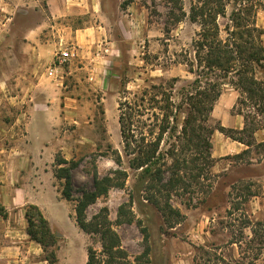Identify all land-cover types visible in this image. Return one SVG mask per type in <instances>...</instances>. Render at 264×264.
I'll use <instances>...</instances> for the list:
<instances>
[{"label": "rangeland", "instance_id": "374dc122", "mask_svg": "<svg viewBox=\"0 0 264 264\" xmlns=\"http://www.w3.org/2000/svg\"><path fill=\"white\" fill-rule=\"evenodd\" d=\"M123 3L0 0V159L6 164L9 150L14 149L18 157L24 148L34 159L32 172L18 179L23 188L21 207L11 209V215L19 214L27 191V199L44 206L48 217L43 214L51 220V229L58 237L56 264H88L89 248L103 258L102 244L99 236L79 229L75 207L84 193L93 191L95 176L109 178L108 193L88 207L86 217L89 221L100 213L107 215L129 262L136 263L149 247V256L141 258L148 264H264V163L252 168L248 159L254 153L253 158L261 161L264 147L254 142L249 156L216 163L203 143V139L211 141V131L220 125L212 112L199 118L195 128L182 133L183 121L190 112L184 98L187 90L197 96L219 82L225 84L222 92L227 93L235 80L216 71L207 75L204 65L197 63L203 30L211 33L217 25L221 41H252L250 30L253 25L257 27L264 0H211L205 7L204 0H133L127 8ZM65 28L90 29L87 32L95 28L114 44L93 46H100L97 51L104 54L96 62L89 60L85 78L69 82L70 93L57 90L47 95L36 84L56 76L49 75V66L40 67L36 60H29L22 41H34L28 38L32 31H39L38 41H54ZM253 34L257 39L259 33ZM260 41L264 45L262 36ZM109 46L116 52H106ZM97 66L100 70L96 73L92 70ZM94 73L102 75L99 86ZM257 77L262 78L261 73ZM174 78L178 82L172 100L175 106H183L177 123L172 122V131L164 136L160 152L168 166L178 158L187 165L175 175L178 182L166 186L172 173H165L163 183H159L129 167L118 106L125 98L133 102L144 89L170 83ZM244 100L238 99L232 115L240 111L262 122L264 116L249 101L244 105ZM37 105L43 106L38 112L45 116V106L55 107L53 126L35 113L32 108ZM143 106L140 113L144 115L135 119L133 129L145 133L146 141H151L154 136L148 135L150 127L157 133L160 124L153 114L162 112L146 102ZM30 116L31 126L27 127ZM18 119L20 122L14 125ZM28 132L38 135V141L28 142ZM42 142L51 150L44 147L40 152L38 144ZM59 157L79 163L72 172V201L62 196L65 182L55 178ZM10 169L7 172L14 179ZM122 205L127 206L132 222L119 220ZM171 209L173 216L169 215ZM41 259L45 260L44 252ZM22 264L35 263L27 260Z\"/></svg>", "mask_w": 264, "mask_h": 264}, {"label": "trees", "instance_id": "16d2710c", "mask_svg": "<svg viewBox=\"0 0 264 264\" xmlns=\"http://www.w3.org/2000/svg\"><path fill=\"white\" fill-rule=\"evenodd\" d=\"M204 1L206 2L204 3V7L211 2V0ZM132 3L133 0H124L122 6L123 8H127ZM250 32L253 40L242 41L241 43L238 41H221L219 39L217 25H215L211 33L203 30V40L197 46L198 53L196 61L198 64L204 65V73L207 75L208 72L216 71L223 73L226 79L233 76L232 78L235 80L231 81V85L239 92L240 98L245 99L243 104L246 105V101H249L257 109L258 114L264 116V45L260 41L261 36L264 35V31L259 30L253 25ZM254 32L259 33L257 39H255ZM258 72L261 73L262 78L257 77ZM177 82L178 79L174 78L170 83L152 85L150 89H144L139 95L136 94L135 101L130 102L125 98L118 106V122L124 150L129 157V167L134 170H141L144 177L151 176L153 179L158 180L159 183H163L165 173H172V177L167 181L166 186L176 181L178 182L175 175L187 165V162L181 163L180 158H178L168 166L160 152L163 138L167 133L172 131V122L177 123L179 113H181L183 106V104L175 106L172 100V90ZM224 85V83L219 82L212 83L210 91L207 88L197 94V96L187 90L184 98L186 101L185 104L190 107V112L188 115L183 112L187 115L183 121V134H186L189 127L195 128L198 119L205 113H211L213 111L215 103L222 94ZM169 89L170 91H168ZM145 102L162 112L161 115L153 114L156 120H160V124L157 133L152 128L153 126L150 127L148 135L154 136L151 141H146L145 133L137 132L133 129L135 119H138V116L142 117L144 115L140 113V110L144 107ZM238 114L244 116L245 119V128L242 131H234L223 127L216 128V130H219L233 140L252 146L255 142L254 133L264 128V117L263 121L259 122L257 121V116L250 117L240 111ZM214 131H211V136ZM138 135L141 136L139 139H137ZM246 138H249L250 141L246 140ZM203 143L209 150L212 149L211 141L203 139ZM258 147H264V143L258 144ZM244 154H247V151L238 157H242ZM208 155L212 157V154L209 153ZM56 162L58 169L55 172V178L65 182L62 196L65 200L72 201V172L79 167V163L74 160L67 161L62 157L57 158ZM122 174L126 176L125 173ZM111 182L112 180L109 178L100 180L95 176L93 191L84 193L77 200L75 207L76 224L79 229L88 235L99 236L102 244L103 258L97 257L96 251L89 248L88 264H133L127 260L126 254L120 249V238L111 228L107 215L100 213L89 221L86 217L88 207L94 204L98 197L108 193ZM175 212L178 214L177 211ZM169 213L170 216H173V209ZM165 214L168 213L165 212ZM0 216H7L5 208L1 205ZM25 218L28 224L27 234L30 239L41 246L45 254V261L48 264H56L58 237L52 231L50 223L45 218L41 209L35 205L27 206ZM118 218L120 221L132 222V217H129L126 205H122L119 208ZM261 226H264V224ZM143 232L145 235L147 234L145 228ZM149 254L150 249L148 247L141 258H147ZM141 258L134 264H148V260L141 261Z\"/></svg>", "mask_w": 264, "mask_h": 264}, {"label": "crops", "instance_id": "0c3cea01", "mask_svg": "<svg viewBox=\"0 0 264 264\" xmlns=\"http://www.w3.org/2000/svg\"><path fill=\"white\" fill-rule=\"evenodd\" d=\"M259 19L257 22V27L264 30V11H260L258 14ZM93 31L87 32L89 30H72L65 28L60 32L61 34L58 36V39L54 41H38L37 35L39 31H32L28 38L34 39V41H22V47L23 51L30 54L29 60H36L38 65L40 67L42 66H49V70L53 68L55 64L54 59V53L58 51L61 48L68 47V46H74L77 48V54L78 58L70 61L67 63L64 67L58 69V76L56 78L48 76V81L43 82V80L40 83L36 84V88H39L47 95H53L54 93H70V85L69 82L73 81L75 78L78 80H81V77L84 76L86 70L89 69L90 61L96 62L97 57L99 58L102 54L100 51H97L100 46H95L98 43H104L106 42L109 45H113L114 43L109 42L107 37L103 39V32H98L97 29L93 28ZM103 30V28H100ZM264 38V35L262 36ZM116 44V42H115ZM96 48V49H94ZM111 46L105 48L107 50L106 52H113L115 53L116 50H111ZM111 52V54H112ZM105 59H110V56H105ZM97 65V64H96ZM96 67V66H93ZM48 70V71H49ZM98 66L97 68H93L92 71L98 72ZM95 81L97 86L103 81L101 79L102 75H95ZM48 74V72H47ZM46 76V75H45ZM55 76V75H54ZM85 78V76H84ZM93 78V75L90 77ZM50 80H53L55 83L53 84L50 82ZM44 84L43 87H40L41 84ZM47 85V87H46ZM240 98L239 92L232 86V88L227 93L221 94L219 99L214 105L212 116L214 118H217L218 122L220 123L219 127H223L225 129H230L234 131H242L245 128V119L244 116L235 113V115H232V110L234 109L236 103L238 102V99ZM53 102V101H51ZM42 105H37L35 108L32 109L35 111V113L38 112V110H41ZM31 107V106H30ZM47 107V112L42 114L41 112L37 113V115L40 114L41 118H44L46 120V123L48 125L53 126L55 123V117H54V106H45ZM32 110V111H33ZM31 115V114H30ZM20 122L18 119L17 122L14 123V125H17ZM28 125L31 126L32 117L30 116L29 120L27 121ZM38 135L32 136V132H28L27 138H29L28 142L33 141L36 139L38 141ZM254 140L257 144L264 143V128L256 131L254 133ZM35 141V140H34ZM212 149L211 154L212 158L215 159L220 164L221 161H223L225 158H238L243 159L246 156H249L251 152L252 146H248L244 142L233 140L232 138L227 137L223 133H221L219 130L214 131L212 138ZM40 146V152H42L43 148L46 147L47 149L51 150V146H47L46 144L40 143L38 144ZM27 149H21V155L18 157H15L13 153H17L14 151V149L9 150L10 157H7L6 164L5 162L0 159V183L2 184L0 186V201L2 205L4 206L5 210L9 212L8 216L1 217L0 216V264H22L24 261L27 260L30 263L35 264H43L45 260H42L41 257L43 255V250L38 248L37 246H40L39 244H34L33 241H31L30 237L27 234V221L25 218V212L26 207L28 205H35L39 207L43 213L47 216V212L42 204L38 201H30L27 199V191L26 195L22 197L23 204L22 209L20 208L19 214L13 217L11 215L10 210L19 208L20 206V192L23 191L22 186L18 185V179L22 177V175L28 174L32 172L34 163L33 158L27 153ZM56 149L53 150L55 152ZM247 154H244L242 157H238L242 153L246 152ZM3 152V151H1ZM25 154V155H24ZM251 155L254 156V153H251ZM253 156H249V161L251 163L250 167L257 168L261 166L264 163V158L260 161H257L256 158H253ZM242 161V160H241ZM10 168H12V172L14 173V179L12 176L9 175V172H7ZM11 170V169H10ZM227 169H224L226 171ZM6 175V176H5ZM9 175V176H8ZM13 175V174H12ZM19 175V176H18ZM8 176V177H7ZM10 177V178H9ZM13 179V180H12ZM10 180V181H9ZM10 191V192H9ZM257 198V197H256ZM56 201H58V198H56ZM20 220V224H16V221ZM50 225L52 226L51 220L48 218ZM41 247V246H40Z\"/></svg>", "mask_w": 264, "mask_h": 264}, {"label": "built area", "instance_id": "2783aa9c", "mask_svg": "<svg viewBox=\"0 0 264 264\" xmlns=\"http://www.w3.org/2000/svg\"><path fill=\"white\" fill-rule=\"evenodd\" d=\"M78 58L77 48L74 46H68L61 48L55 54V64L53 68L50 69L49 75L58 76V69L64 67L70 61Z\"/></svg>", "mask_w": 264, "mask_h": 264}]
</instances>
